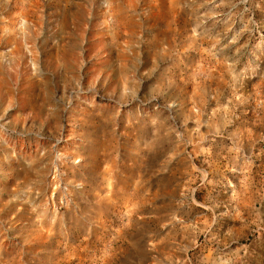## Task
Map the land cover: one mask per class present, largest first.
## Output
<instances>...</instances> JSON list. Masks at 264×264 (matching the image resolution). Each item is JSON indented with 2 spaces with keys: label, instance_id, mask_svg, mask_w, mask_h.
<instances>
[{
  "label": "rangeland",
  "instance_id": "1",
  "mask_svg": "<svg viewBox=\"0 0 264 264\" xmlns=\"http://www.w3.org/2000/svg\"><path fill=\"white\" fill-rule=\"evenodd\" d=\"M0 264H264V0H0Z\"/></svg>",
  "mask_w": 264,
  "mask_h": 264
}]
</instances>
